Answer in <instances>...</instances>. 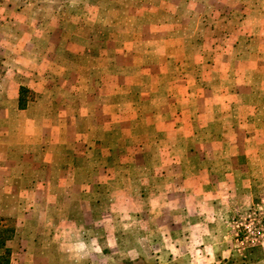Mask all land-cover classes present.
<instances>
[{
    "label": "rangeland",
    "instance_id": "1",
    "mask_svg": "<svg viewBox=\"0 0 264 264\" xmlns=\"http://www.w3.org/2000/svg\"><path fill=\"white\" fill-rule=\"evenodd\" d=\"M183 1L0 0V59H10L16 77L44 72L40 68L53 62L46 59L55 53L60 55L59 74L66 73L62 76L88 69L92 54L134 67L153 59L161 64L159 77L180 75V68H165L167 57L190 61L199 57L198 52L183 50L184 35H194L197 23L224 31L222 43L251 45L262 57L243 54L248 63H255L257 83H249L253 95L245 92L236 99L227 93L228 83L212 84L224 92L211 101L215 116L210 122L216 134L223 136V127L232 124L223 112L238 115L239 123L232 131L226 127L236 146L206 148V157H201L209 160L207 165L190 156V147L198 146L188 131L196 126L202 134L198 116L207 111L203 99H183L181 94L171 99L185 112L184 118L170 113L158 119L178 126L175 131L180 135L168 140L166 158L161 148H146L145 162L139 166L143 174L127 160L118 161L113 149L104 162L92 164L88 156L81 174L44 170V148L29 140L30 135H18V118L0 116V135L6 127L15 132L13 152L0 155V232H5L0 264H264V0H186L190 6ZM188 15L199 18L185 24ZM172 26L180 31L175 39H167L182 48L176 55L168 44L158 42ZM56 29L61 30L59 41L53 42L46 33ZM76 38L78 51L66 47ZM120 45L126 53L119 51ZM252 67L239 69V74L254 76ZM45 70L47 75L55 73L49 66ZM184 86L162 87H174L170 91ZM186 86L195 92V84ZM66 88L63 81L60 90ZM29 94L31 99L36 96ZM223 99L229 102L225 111L216 103ZM167 103L159 101L161 106ZM246 104L249 110L242 111ZM89 109L85 106L84 112ZM41 110L49 111L42 105ZM52 122L56 123L54 119L48 123ZM48 131L50 139L54 132ZM234 151L245 153L246 159L231 163ZM169 169V176H163ZM76 183L93 190L73 196ZM43 202L47 209L40 212L37 205ZM74 202L86 206L72 209ZM39 234L45 240L41 244Z\"/></svg>",
    "mask_w": 264,
    "mask_h": 264
},
{
    "label": "crops",
    "instance_id": "2",
    "mask_svg": "<svg viewBox=\"0 0 264 264\" xmlns=\"http://www.w3.org/2000/svg\"><path fill=\"white\" fill-rule=\"evenodd\" d=\"M187 1L184 0L183 3L188 6L192 5V2ZM195 17L199 18V15ZM195 17L194 15L186 16L184 23L187 24L190 19L192 21ZM136 18L137 15H135V20ZM202 25L199 26L197 23L195 28L197 31L194 35L191 33L184 35L185 44L183 45L184 52L190 54L195 51L198 52L197 56L199 57L190 61L188 59H173V56L169 55L165 68H180L183 71L180 75L166 79L158 76V66L161 64L153 59L143 66L134 67L133 65L128 66L125 62L116 64L112 60L99 59L92 54V61L89 62L88 69L85 67L86 70L74 72V75L62 76L66 73L59 74L61 68L57 60L60 55L55 53L54 57L46 59L54 61H46L47 63L40 68L44 72L37 74L32 71L29 74L23 72L22 75L19 73L18 77H16L15 66L10 59H0V116H6L11 121L13 117L18 118V135L21 137L30 135L29 140L39 142L40 147L38 148H44L45 153L43 151L41 160L44 170L48 168L66 174L70 172L81 174L85 161L89 163L88 156H91L92 164L104 162L110 150L113 149L117 151L118 161L127 160L132 168L135 169L138 166L135 169L137 174H143V168L139 166L145 162L146 148L151 150L161 148L160 151L166 158L169 147L168 140L174 134H179L178 131H175L179 128L178 126H166L158 119L159 116L167 117L170 113L174 116L178 115V120L184 118L185 112L177 109L171 99L179 94L183 96V99H203L206 100L207 111L198 116L202 120L200 126L202 134L198 132L196 126V129L188 128V131H191L196 137L192 140L198 146L190 147V156L207 165L209 160L204 158L206 157L204 152L206 148L218 150L226 146H236L233 144L232 135L229 137L226 132H228V128L232 131L233 127L239 123L238 115L223 112L222 116L230 117L232 124L223 127L225 128L223 136L216 134L210 122L215 116L211 110L214 107L211 101L216 99L218 96L215 95H219L220 92L224 96V92L222 89L219 92L216 91L212 84L219 86L221 83H228L230 87L227 93L236 99L246 93L253 95L254 87L249 83L250 80L252 83H257L255 63H248L249 60L244 58L243 54L251 58L256 55L260 59L262 57L260 51L251 45H239L237 42L222 43L224 31L217 27L206 28ZM232 29H236V27H232ZM59 31L61 30L49 31L46 36L53 42L57 41L60 36ZM177 34H180V31L172 26L169 27L164 37L160 36L158 39L160 45L168 44L167 46L170 47L174 55L182 48L167 39L178 37ZM78 41L77 38L71 39L66 43V47H70L71 50L75 48L78 51L76 45ZM31 42L29 40V43ZM125 49L126 47L119 46L120 52L126 53ZM206 54H209L208 58H205ZM223 55L230 56V58H222ZM65 56L69 58L68 54ZM252 64L254 76L245 78L244 75L239 74V69L246 70ZM47 66L55 73L47 75V70H45ZM63 81L67 86L64 91L60 90V84ZM178 84L185 86L182 90L169 91L170 88H174ZM188 84H195V92L186 86ZM163 85L174 87L164 88ZM29 91L36 95L33 99L30 98ZM161 100H166L168 103L161 106L159 104ZM216 103L222 108L221 111H225L226 105L229 104L226 99L217 100ZM41 105L49 111H42ZM85 106L90 108L86 112H84ZM246 110H249V104L242 106V111ZM100 117L102 122H100ZM53 119L56 121L57 127H55V122L48 123ZM246 122L249 120L246 119ZM247 127L249 128V125ZM48 128L52 130V133L54 132L50 139H48L51 135ZM9 129L10 127L2 129L0 155L9 151L13 152L15 147L13 141L15 132H9ZM36 132H40V135H36ZM55 148H59V151L52 153L51 150ZM73 148L80 149V151H73ZM81 149L85 152H82ZM131 151L134 152V156H131ZM244 154L234 151L229 161L232 163L236 158L246 159ZM202 155L204 157H201ZM118 164L122 163L118 162ZM94 171L97 170L92 169V174L96 173ZM207 171L210 172V167ZM171 172L169 169L163 176L168 177ZM226 172V179L232 180L230 171L226 170ZM75 179L78 180L77 177ZM40 180L38 179V182ZM43 181L41 180V182ZM209 181L207 179V182ZM92 190V187L76 183L72 195H86ZM37 206L40 212L47 209V204L44 202ZM84 206L86 204L74 202L72 209ZM1 234L2 232H0V238ZM13 236L14 234L11 240L14 238ZM27 241L30 242V236ZM44 241L42 235L39 234L38 244Z\"/></svg>",
    "mask_w": 264,
    "mask_h": 264
},
{
    "label": "trees",
    "instance_id": "3",
    "mask_svg": "<svg viewBox=\"0 0 264 264\" xmlns=\"http://www.w3.org/2000/svg\"><path fill=\"white\" fill-rule=\"evenodd\" d=\"M5 232L3 231V233L1 234V238H0V245H3L4 244V242H3V234H4Z\"/></svg>",
    "mask_w": 264,
    "mask_h": 264
}]
</instances>
